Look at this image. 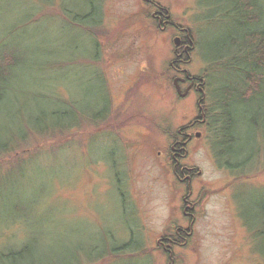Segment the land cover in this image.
I'll return each mask as SVG.
<instances>
[{
  "label": "rangeland",
  "instance_id": "rangeland-1",
  "mask_svg": "<svg viewBox=\"0 0 264 264\" xmlns=\"http://www.w3.org/2000/svg\"><path fill=\"white\" fill-rule=\"evenodd\" d=\"M88 1L0 0V51L23 57L64 50L61 60L71 63L52 74L53 94L88 112L94 104L95 110L110 104L103 122L82 120L65 136L33 137L28 147L0 157V250L30 239L61 256V250L77 256L79 249L101 247L93 255L100 257L133 241L128 249L144 251L106 253L82 264H264V241L253 234L264 202V155L251 162L247 175L231 173L215 159L207 129H198L202 138L182 160L199 174L189 198L196 203L192 231L183 215L187 195L174 182L171 139L199 117V97L178 95L171 63L180 34L162 31L151 14L154 4L165 9L195 44L183 67L203 78L198 88L207 82L210 97L209 81L217 85L218 73H210L217 65L210 68L208 61L234 19L207 22L220 0H152L151 6L145 0H94L91 10ZM232 1L226 0L228 8ZM259 2L264 10V0ZM74 15H92L95 26ZM29 81L26 91L38 92ZM16 83L24 90L20 77ZM177 230L191 236L167 255L165 241Z\"/></svg>",
  "mask_w": 264,
  "mask_h": 264
},
{
  "label": "trees",
  "instance_id": "trees-1",
  "mask_svg": "<svg viewBox=\"0 0 264 264\" xmlns=\"http://www.w3.org/2000/svg\"><path fill=\"white\" fill-rule=\"evenodd\" d=\"M225 2L219 1L215 9L217 14L213 15L216 11L213 12L207 22L217 23L219 20L220 23L233 18V30L229 32L226 41L213 47L212 52L215 51V54L208 59L210 68L217 65L215 73L210 72L213 75L218 73L217 85L209 81L208 88H213V97L210 94L206 96V123L200 127L197 125L195 130L207 129L209 138L213 139L212 148L220 168L234 174L247 175L251 162L258 161L259 156L264 155V10L259 0H233L229 8ZM88 7L90 10L95 9L94 0L88 1ZM90 16L74 15L73 20L82 19L84 23L87 20L86 25L92 23L95 26V20ZM48 53L45 56L38 50L19 57L15 51H0V157L15 152L19 147H28L33 137L56 136L59 133L65 136L79 127L82 120L103 122L107 118L109 103L99 110H95L97 105L94 104L95 107L88 112L74 101L53 94L52 74L67 69L71 59L62 61L64 50L61 49ZM225 73L234 76L232 79H221L220 74ZM19 77L20 82L24 81V90L16 88ZM29 79L39 86L38 92L26 91L31 84ZM186 129L183 128V131ZM179 136L177 132L171 140L176 142ZM258 218L259 226H256L253 234L264 241V202L258 206ZM179 234L182 238L187 237L180 230L172 239L173 243L165 241L168 246L167 255L182 245ZM130 244L103 252L100 257L93 255L101 247H94L91 252L79 249L77 256L72 255L70 250L64 255L61 250V256L52 248H42L29 239L20 246L0 250V264H82L85 260L91 262L97 258L102 259L106 253L114 257L116 253L135 255L144 251L128 249ZM261 251L264 255V250Z\"/></svg>",
  "mask_w": 264,
  "mask_h": 264
},
{
  "label": "flooded vegetation",
  "instance_id": "flooded-vegetation-1",
  "mask_svg": "<svg viewBox=\"0 0 264 264\" xmlns=\"http://www.w3.org/2000/svg\"><path fill=\"white\" fill-rule=\"evenodd\" d=\"M151 5L154 3L152 0H145ZM155 12L151 14V17L156 21V25L158 28H160L162 31H166L168 28L173 29L177 31L180 35L178 37L181 38V44L179 47L175 48L174 50V57L175 60L173 61V64L171 63V68L174 73H176L177 78L182 81L179 82V85L186 86L185 91L191 87L189 94L191 93H197L199 97V101L197 103V108L199 111V117L194 119V122L187 127L185 131L183 129L178 130V135H180V139L176 142L173 141V146L171 147V166H172V175L174 177V182L181 185V187H184L185 196L183 198V215L185 219H187L190 224V228L192 231V226L194 223H196V203L189 201V198L193 196V179L195 177L194 171H191L192 169H189L186 166L182 165V160L186 159L188 155V147L189 145L194 141V139L202 138V133L198 130L196 131L195 128H197V125L202 126L206 123V111L207 109L204 108V104L206 103V88H207V82L206 86H204V89H200L199 83L203 80L201 77H195L192 76L188 70H186V67L191 62L189 61V55L191 54L192 50L195 49V44L191 42L190 39L187 38L188 35H186V32L184 29L179 27L178 25H175L171 21L168 20V18L164 15V10L160 6L154 4ZM194 47V48H193ZM194 52V51H193ZM191 58V57H190ZM181 86V87H182ZM184 91V92H185ZM183 92V93H184ZM201 133V134H200ZM198 134H200V137H198ZM199 176V174L197 175ZM185 232V231H184ZM180 233V230H177L178 234ZM180 235V234H179ZM186 236L182 238L180 235V239L183 242H187L188 237L191 236V234H188L186 232ZM169 243H173L172 239L167 240ZM179 247V246H178Z\"/></svg>",
  "mask_w": 264,
  "mask_h": 264
},
{
  "label": "water",
  "instance_id": "water-1",
  "mask_svg": "<svg viewBox=\"0 0 264 264\" xmlns=\"http://www.w3.org/2000/svg\"><path fill=\"white\" fill-rule=\"evenodd\" d=\"M180 44H181V39L178 38V37L175 38V40H174V45H175V47H176V46L179 47ZM180 81H182V80H180V79H175V80H174V85H175V87H176L177 93H178V95L180 96V98H184V97H186V96L189 94V91H190L191 87L188 88V89L183 93L182 90H181V88H180V85H179V82H180ZM198 137H200V134H198Z\"/></svg>",
  "mask_w": 264,
  "mask_h": 264
}]
</instances>
